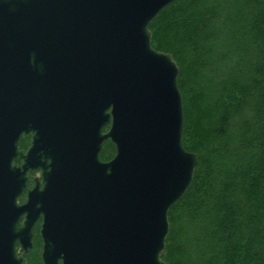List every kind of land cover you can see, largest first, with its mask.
Instances as JSON below:
<instances>
[{"label": "water", "instance_id": "water-1", "mask_svg": "<svg viewBox=\"0 0 264 264\" xmlns=\"http://www.w3.org/2000/svg\"><path fill=\"white\" fill-rule=\"evenodd\" d=\"M174 1L0 0V264H25L39 217L42 264H166L197 164L178 66L151 45Z\"/></svg>", "mask_w": 264, "mask_h": 264}, {"label": "trees", "instance_id": "trees-1", "mask_svg": "<svg viewBox=\"0 0 264 264\" xmlns=\"http://www.w3.org/2000/svg\"><path fill=\"white\" fill-rule=\"evenodd\" d=\"M149 30L178 66L181 142L197 157L160 259L264 264V0H175ZM114 152L107 140L100 159ZM40 249L36 235L25 264H42Z\"/></svg>", "mask_w": 264, "mask_h": 264}, {"label": "flooded vegetation", "instance_id": "flooded-vegetation-1", "mask_svg": "<svg viewBox=\"0 0 264 264\" xmlns=\"http://www.w3.org/2000/svg\"><path fill=\"white\" fill-rule=\"evenodd\" d=\"M21 142H22V145H21ZM29 145H30V135H21L19 138L18 148L22 151H26L27 148L29 147ZM39 174H40L39 171H34L30 175L27 174L30 176V179L26 182V188L27 189H31L33 187L34 179L36 177H38ZM26 194H27V190H24L21 194L20 199L18 200V203H23L25 201ZM40 225H41V217H39L37 219V221L35 222L34 227H33V242H34V238L36 235H38V237L41 241L40 234H39Z\"/></svg>", "mask_w": 264, "mask_h": 264}]
</instances>
